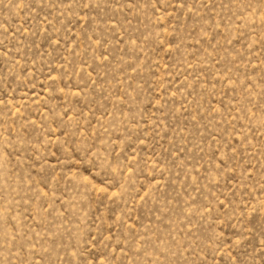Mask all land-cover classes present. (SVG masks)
Instances as JSON below:
<instances>
[{"label":"rangeland","instance_id":"rangeland-1","mask_svg":"<svg viewBox=\"0 0 264 264\" xmlns=\"http://www.w3.org/2000/svg\"><path fill=\"white\" fill-rule=\"evenodd\" d=\"M0 264H264V0H0Z\"/></svg>","mask_w":264,"mask_h":264}]
</instances>
